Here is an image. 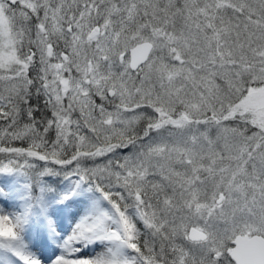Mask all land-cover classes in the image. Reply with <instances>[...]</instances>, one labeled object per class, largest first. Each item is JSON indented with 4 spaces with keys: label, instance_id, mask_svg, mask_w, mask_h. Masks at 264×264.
Wrapping results in <instances>:
<instances>
[{
    "label": "snow or ice",
    "instance_id": "6c2138e0",
    "mask_svg": "<svg viewBox=\"0 0 264 264\" xmlns=\"http://www.w3.org/2000/svg\"><path fill=\"white\" fill-rule=\"evenodd\" d=\"M0 264H264V0H0Z\"/></svg>",
    "mask_w": 264,
    "mask_h": 264
}]
</instances>
